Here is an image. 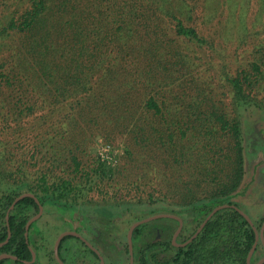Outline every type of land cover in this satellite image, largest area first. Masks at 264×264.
I'll return each mask as SVG.
<instances>
[{"label": "trees", "instance_id": "trees-1", "mask_svg": "<svg viewBox=\"0 0 264 264\" xmlns=\"http://www.w3.org/2000/svg\"><path fill=\"white\" fill-rule=\"evenodd\" d=\"M201 1L1 0L0 7L6 9L0 10V47H4L0 60L3 65L10 62L8 68L1 67L8 70L7 83L12 79L17 82H11L12 89L28 81L33 91L45 95L46 104L73 101L72 122L100 126L115 118L114 129L121 130L119 135L126 133L134 145L146 146L160 163H166L168 172H174L165 189H139V201H135L138 205L124 201L117 207H108L106 212L111 215L103 217L104 222L101 219L104 224L96 222L102 234L114 231V238L122 246L119 258L102 253L105 264L130 263L128 231L134 222L153 214L170 213L182 219L180 237H186L179 242H187L215 207L232 205L230 194L246 174V159L254 163L264 154V150L258 154L259 148L264 149V117L250 123L241 118L251 109L264 107L257 92L264 87V45L238 49L240 56L248 54L251 60L234 72L225 60L227 49L217 48L214 36L192 18ZM202 4L210 12L208 0ZM217 52L223 60L221 65L211 66L210 81L221 82L224 92L215 95L214 88V100L195 99L207 95L203 85L209 80L187 77L193 67L191 60L205 57L212 61ZM175 84L188 93V109L172 108ZM173 99L180 101L177 95ZM72 159L81 169L77 156ZM186 164L187 175L183 170ZM96 169L94 174L99 173ZM86 176L87 182H92L89 173ZM73 183L61 179L43 189L52 198L36 196L41 203L56 207L48 201L88 192L81 183ZM18 195L15 192L0 198V254L14 255L16 263L26 264L24 261L32 260L31 246L36 251L45 250L59 264L54 250L49 252L47 245L38 247L30 237L27 242L30 216L26 212L39 211L33 197L20 200L7 219ZM171 201L174 206H167ZM115 216L120 218L119 223L108 221ZM86 217L91 220L88 214ZM157 222L162 223L155 225ZM179 223L166 217L138 226L132 239L134 264H248L256 233L233 206L214 214L193 241L176 247L171 240ZM157 226H164L160 228L164 240L159 242L154 237ZM9 227L11 238L1 246L8 238ZM89 228L96 230L91 224ZM148 234L151 241L142 242ZM86 238L93 240L89 235ZM74 239L67 235L61 242L59 254L65 264H100L84 242L78 243L86 246V253L72 247V253L66 254L67 240ZM69 256L75 261L69 262Z\"/></svg>", "mask_w": 264, "mask_h": 264}, {"label": "rangeland", "instance_id": "rangeland-1", "mask_svg": "<svg viewBox=\"0 0 264 264\" xmlns=\"http://www.w3.org/2000/svg\"><path fill=\"white\" fill-rule=\"evenodd\" d=\"M203 1L206 3V0ZM203 1L200 2L199 9L193 11L192 18L195 17V22L200 24L207 34L211 33L214 36V44H217V48L227 49L225 60L234 72L246 67L251 57L248 54L240 56L237 50L248 48L253 44L264 45V0H221L220 4L219 0H208L210 12L202 4ZM2 8L6 9L2 6L0 10ZM206 12L207 15H205ZM5 45L9 46V44ZM3 48V46L0 47V55H2ZM220 55L217 52L212 61L205 57L195 62L191 60L193 67L189 70L187 77L209 80V84L203 85L207 95H202L200 98L195 97V99L201 100L206 97L214 100V88H216L215 95L223 94L224 89L220 87L222 83L210 81L211 66L222 64L223 58ZM9 63L3 65L0 60V198L9 197L17 192L19 194L17 198L25 194H33L39 200L37 194L40 197H50L43 193V189L53 186L56 181L62 179L74 182L73 184L81 183L88 192L80 197L70 195L69 198H61L60 201H48L56 207L40 202L44 206V214L43 216L41 214V219L32 223L30 240L38 245L42 241L44 246H48L50 252L54 250L56 240L62 233L76 232L78 228L85 239L88 235L92 237L93 240H87L99 252L103 254L109 252L112 254L111 258H119L121 253L118 251L122 246L118 238H114L112 234L114 231L111 234H102V229L96 227V222L104 224L103 220L107 215H111L106 212L108 207H117L124 201H132L133 204L138 205L135 201H139L137 196L139 189L146 192L165 189L174 172H168L166 163H160L156 159L157 155L150 153L146 146L134 145L128 140L126 133L123 136L119 135L118 132L121 130L114 129L115 118L112 122H103L100 126L92 123L87 126L81 121L72 122L71 119L74 118L73 101L70 100L63 105H53L51 102L46 104L43 100L45 95L33 91L28 81H25L23 87L17 85L12 89L11 82L13 84L17 82H13L12 79L7 83L8 70L2 68H8ZM257 92L264 106V87ZM174 93L175 96L180 97V101L174 100L175 96L171 95L173 96L171 98L172 108L188 109L189 104L185 98L188 93L177 85ZM262 108L251 109L241 118H247L250 123V121L264 117V107ZM155 126L157 127L158 124L156 123ZM105 131L109 132V135ZM153 148L156 149V146L153 145ZM259 150L258 154L262 155V149L259 148ZM74 156H77L82 166L81 169H78L73 161ZM259 160L264 161V154L256 158L254 163L251 158L246 159L244 162L246 174L240 185L230 194L231 204L246 212L257 231L260 230L264 221V162L259 164ZM188 166V164L183 166L186 175ZM97 167L96 170L99 173L94 174V169ZM87 173L92 178V182H89L90 180L87 182ZM175 175L177 176L176 173ZM42 178L46 181L44 182ZM249 182L250 186L246 192H243ZM96 184L97 187H95ZM174 204L173 201L166 203L167 206H174ZM223 205H228V203ZM26 213L30 219L38 214L34 210H28ZM87 214L91 220L87 219ZM158 214L172 215L170 213ZM154 215L157 214L151 216ZM108 221L117 224L120 218L115 216L109 218ZM160 223L162 222H157L155 225ZM90 224L96 229L95 231H90ZM182 224L184 225L183 221ZM163 227L154 228L156 242L163 239L160 233V228ZM178 228L175 229L171 240L176 247L180 246L182 243L179 241L186 237L185 234L181 237L179 234L174 239ZM148 235L142 239V242L151 241ZM178 237H180L179 240ZM66 244H73V241L67 240ZM73 250L83 254L87 252L86 246L80 243L78 246L75 245ZM41 252L44 253L45 250ZM170 255L166 256L170 257ZM263 258L264 248L260 245L255 249L250 264H258ZM52 264L57 263L52 259Z\"/></svg>", "mask_w": 264, "mask_h": 264}, {"label": "water", "instance_id": "water-1", "mask_svg": "<svg viewBox=\"0 0 264 264\" xmlns=\"http://www.w3.org/2000/svg\"><path fill=\"white\" fill-rule=\"evenodd\" d=\"M25 197H33L35 200H36V202L39 204V212H38V214H37V216H35L34 218H32V219H30L28 222H27V224H26V238H27V242H29V230H30V227H31V225H32V223L34 222V221H36L40 216H41V214L43 213V205H41L40 203H39V200L33 195V194H25V195H22V196H20V197H18V198H16L15 200H14V202H13V204L11 205V207H10V209H9V211H8V216H7V219H8V217H9V212L15 207V205L20 201V200H22L23 198H25ZM229 206H233L234 208H236L249 222H250V224L252 225V221L250 220V218L242 211V210H240V209H238L236 206H234V205H221V206H218V207H216L210 214H209V216L205 219V221L201 224V226L199 227V229L197 230V232L187 241V242H185L184 244H182V245H180V246H185V245H187L188 243H190L191 241H193L198 235H199V233L202 231V229L205 227V225H206V223L214 216V214H216L219 210H221V209H223V208H227V207H229ZM166 217H171V218H175V219H177V220H179L180 221V226H179V228H178V230H177V232H176V234H175V236H174V239H176L177 238V236L179 235V233H180V231H181V229H182V226H183V224H182V220L179 218V217H177V216H174V215H168V214H157V215H154V216H151V217H148V218H146V219H143V220H140V221H137V222H135L134 224H132V226L130 227V229H129V231H128V244H129V249H130V255H131V260H130V264H134V253H133V233H134V230L138 227V226H140V225H142V224H144V223H147V222H150V221H153V220H157V219H160V218H166ZM256 231V242H255V244H254V246L252 247V250H251V252H250V254H249V256H248V264H250V260H251V257H252V255H253V253H254V250L256 249V247H257V244H258V241H259V239L261 240V242L264 244V223H263V225H262V227H261V230L260 231H257V230H255ZM69 234H72V235H75V236H80L78 233H76V232H65V233H62L58 238H57V240H56V243H55V247H54V252H55V256H56V258H57V260L59 261V263L60 264H64V262L61 260V258H60V254H59V250H60V245H61V242H62V240H63V238L65 237V236H67V235H69ZM10 238H11V229H10V227L8 228V238H7V240L4 242V243H2L1 244V246L2 245H4V244H6L9 240H10ZM85 242H86V244L92 249V250H94L95 252H97L98 254H99V256H100V259H101V264H105V262H104V259H103V257L100 255V253H99V251L95 248V247H93L88 241H86L85 239H83ZM30 249H31V252H32V260L31 261H24L25 263H32V262H34L35 261V259H36V253H35V251L33 250V248L32 247H30ZM5 259H14V260H17L18 258L16 257V256H14V255H11V254H7V253H3V254H0V261H2V260H5ZM258 264H264V258L258 263Z\"/></svg>", "mask_w": 264, "mask_h": 264}, {"label": "crops", "instance_id": "crops-1", "mask_svg": "<svg viewBox=\"0 0 264 264\" xmlns=\"http://www.w3.org/2000/svg\"><path fill=\"white\" fill-rule=\"evenodd\" d=\"M29 235H30V233H29ZM41 241V240H40ZM74 241V240H73ZM39 246H43V243H42V241H41V243L38 245V247ZM72 246H74V243L73 244H70V245H67L66 244V247H67V251H65V253L67 254V253H70V251H69V249L72 247ZM31 247V246H30ZM33 248V247H32ZM34 250V249H33ZM35 251V253H36V259H35V261L34 262H32V263H28V264H52V259L53 258H51V256H49L48 254L49 253H47L46 251L44 252V253H42L40 250H34ZM72 253V252H71ZM68 255H70V254H68ZM71 256V255H70ZM69 256V258H68V261L69 262H74L75 260V258L74 257H70ZM55 259H56V261L59 263V261L57 260V258H56V256H55ZM5 264H18V263H16V261L14 260V259H11L10 261H7ZM27 264V263H26ZM60 264V263H59ZM65 264V263H64ZM73 264H75V262L73 263Z\"/></svg>", "mask_w": 264, "mask_h": 264}, {"label": "flooded vegetation", "instance_id": "flooded-vegetation-1", "mask_svg": "<svg viewBox=\"0 0 264 264\" xmlns=\"http://www.w3.org/2000/svg\"><path fill=\"white\" fill-rule=\"evenodd\" d=\"M262 150H264V149H262ZM259 155H257L256 157H258ZM39 203H40V201H39ZM38 204V203H37ZM41 204V203H40ZM39 205V204H38ZM42 205V204H41ZM233 205V204H232ZM234 206H236V205H234ZM237 207V206H236ZM238 209H240L239 207H237ZM240 210H242V209H240ZM245 214H246V212L244 211V210H242ZM39 212V211H38ZM43 212H44V206H43ZM43 214L44 213H42V216H43ZM241 214V213H240ZM42 216H40L37 220H39V219H41L42 218ZM36 220V221H37ZM248 221V220H247ZM252 221V220H251ZM249 222V221H248ZM250 223V222H249ZM263 223H264V221H263ZM263 223H262V225H263ZM262 225H261V227H262ZM252 226H253V228H254V231L256 230V227L254 226V224H253V222H252ZM183 227V226H182ZM76 233H78L80 236H75V235H72V234H69V235H72V236H74L76 239H74V241H73V243H74V246L76 245V246H78V242H84L85 244H86V242L83 240V239H85V237L80 233L81 231H79L80 229H78V228H76ZM260 230H261V228H260ZM259 230V231H260ZM30 231V230H29ZM181 231H182V229H181ZM181 231H180V233H181ZM30 233V232H29ZM28 233V234H29ZM179 233V234H180ZM255 233H256V231H255ZM257 237V236H256ZM86 241H88L87 239H85ZM255 242H256V238H255ZM259 243H261V245L263 246V248H264V244L261 242V240L259 239V241H258V244H257V247H258V245H259ZM87 245V244H86ZM129 245V244H128ZM74 246H72V247H74ZM88 246V245H87ZM254 246V245H253ZM72 247H71V250H70V253L72 252ZM257 247H256V249H257ZM94 251V250H93ZM99 251V250H98ZM255 251V250H254ZM129 252H130V249H129ZM251 252V251H250ZM94 253L96 254V256L100 259V256H99V254L97 253V252H95L94 251ZM100 253V255L103 257V254H101L102 252L100 251L99 252ZM133 253H134V250H133ZM250 254V253H249ZM54 255H55V252H54ZM103 259H104V257H103ZM130 260H131V256H130ZM248 260V259H247ZM100 261H101V259H100ZM248 262V261H247ZM75 264H76V262H75ZM130 264V263H129Z\"/></svg>", "mask_w": 264, "mask_h": 264}]
</instances>
